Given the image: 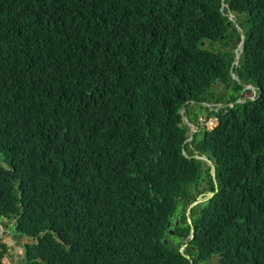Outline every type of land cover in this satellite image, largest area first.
<instances>
[{"label":"trees","instance_id":"1","mask_svg":"<svg viewBox=\"0 0 264 264\" xmlns=\"http://www.w3.org/2000/svg\"><path fill=\"white\" fill-rule=\"evenodd\" d=\"M227 8L253 98L230 76ZM186 100L202 126L189 143ZM195 151L217 191L188 222L205 176L214 191ZM13 214L35 238L27 264H264V0H0V215Z\"/></svg>","mask_w":264,"mask_h":264},{"label":"water","instance_id":"2","mask_svg":"<svg viewBox=\"0 0 264 264\" xmlns=\"http://www.w3.org/2000/svg\"><path fill=\"white\" fill-rule=\"evenodd\" d=\"M223 6H224V3L221 4V7H220V10L223 12ZM227 6V5H226ZM227 15V17L229 18V20L234 24V26H236L238 29H239V32H240V41L238 42L237 44V50L240 49V51L238 52L236 50L235 52V56H234V59L232 61V64H231V69H230V75L232 76L233 79H235L237 81V83L239 85L242 86V89L245 90V89H253V86H251L250 84H246L244 82H242L235 74H232V66L235 65V62L238 60V56L242 53L243 51V44H244V40H245V32L244 30L238 25L237 21L235 20L234 18V14L230 11L229 8H227V12L225 13ZM201 45L204 44V41H201L200 42ZM244 100H240V99H236L235 101H232L230 103H217L216 104V107H212L210 103H206V102H200L201 104L203 105H206V106H209L210 108H214L215 110H217L219 107H226V106H232L234 103H238V102H243ZM188 102H191V103H195V102H198L196 100H187L185 101L181 106H180V114H181V118H182V121L188 126V131L185 132V135H186V139L184 142H189L193 136H194V133L197 131V129L194 127V125L187 119L186 115H185V104L188 103ZM191 130V131H190ZM190 157H194V158H197V159H200V160H206L208 162V164H206L207 166L210 167V174L212 175L213 177V183H214V191H209L208 192V195L207 196H202L200 197V195L197 196V198L189 205V207H191L192 205L196 204V203H199L201 202L202 200H205L207 198H209L210 196H212L214 194L215 191H217V182H216V179H215V166H214V163L212 162V160H210L205 154H196V153H193L192 156ZM189 207L187 208V215H188V211H189ZM187 219L188 221L189 220V217L187 216ZM167 225H169V222H167ZM170 233H172L173 231L171 229L168 230ZM192 236V230H191V233H190V237ZM164 242H166V239H164ZM185 247V244L182 245L180 247V250L182 251V249ZM184 254V253H183ZM221 254V253H220ZM186 257H189L188 255L184 254ZM223 260V257L220 256L218 262L221 263ZM189 264H192V261L190 260V263Z\"/></svg>","mask_w":264,"mask_h":264},{"label":"flooded vegetation","instance_id":"3","mask_svg":"<svg viewBox=\"0 0 264 264\" xmlns=\"http://www.w3.org/2000/svg\"><path fill=\"white\" fill-rule=\"evenodd\" d=\"M18 217L14 214L0 215V264L28 263L27 245L35 242V238L21 232Z\"/></svg>","mask_w":264,"mask_h":264},{"label":"rangeland","instance_id":"4","mask_svg":"<svg viewBox=\"0 0 264 264\" xmlns=\"http://www.w3.org/2000/svg\"><path fill=\"white\" fill-rule=\"evenodd\" d=\"M234 18H235V20L237 21V18H236V16L234 15ZM238 31H239V29H238ZM237 44L238 43H235L234 44V46H233V48H232V50L235 52L237 49H236V46H237ZM203 46H207L208 47V45H207V42L205 41L204 42V44H203ZM237 51H240V49H238ZM241 58V55H239L238 56V60ZM236 61L235 63L237 64L239 61ZM213 89H215V90H218V86L216 85V86H214L213 87ZM252 90V92H251V94H248L246 97H250V98H253L254 96V90H255V88L253 87V89H251ZM240 100H242V99H240ZM209 103H211V106H214V107H216L215 105H212V102H209ZM192 104V103H191ZM197 110H201L199 113H203V114H207V112H206V110H204V109H197ZM197 113V112H196ZM203 114H198V117L201 119V117L203 116ZM198 117H197V119H198ZM193 125H194V127L197 129V131L200 129V128H202V126H200V124L198 123V124H194V123H192ZM201 125H204V127L206 126L207 128H210L211 126H213L214 125V120H213V118H206V119H204V120H202L201 121ZM191 131V130H190ZM196 154H204V153H198V152H196ZM206 155V154H205ZM204 163H205V165H204V168H206L207 167V165L206 164H208V162L206 161V160H202ZM210 172V171H209ZM203 181H204V183L200 186V189H201V191H205V192H202V194L203 195H205V196H207L208 195V191L210 190V186H208V183H205V182H207L208 181V178H207V176H205V178L203 179ZM201 182H202V180H201ZM200 197H202L201 195H200ZM203 201V200H202ZM201 201V202H202ZM200 203V202H199ZM179 207H180V204H178V206H177V208H176V211H175V214H179L180 213V210L181 209H179ZM186 215H187V211H186ZM188 217H189V219H190V212L188 213V215H187ZM188 220V219H187ZM189 222V221H188ZM188 237H189V235H188ZM33 241H35V240H33ZM183 252H184V249H183ZM219 260V259H218ZM212 261H213V264H215V262L217 261V257L216 258H212ZM202 264V263H201Z\"/></svg>","mask_w":264,"mask_h":264},{"label":"clouds","instance_id":"5","mask_svg":"<svg viewBox=\"0 0 264 264\" xmlns=\"http://www.w3.org/2000/svg\"><path fill=\"white\" fill-rule=\"evenodd\" d=\"M222 3H223V2H222ZM224 6H225V3H224ZM224 6H223V7H224ZM238 25H239V24H238ZM237 29H238V28H237ZM239 33H240V32H239ZM239 41H240V40H239ZM236 48H237V46H236ZM235 52H236V51H235ZM235 52H234V56H235ZM238 52H239V51H238ZM242 52H243V51H242ZM241 54H242V53H241ZM241 54H240V55H241ZM233 59H234V58H233ZM238 61H239V60H238ZM231 64H232V63H231ZM237 65H238V63H237V64L235 63V65L232 66V74H235L236 76H237V73L234 71V67H236ZM230 69H231V66H230ZM230 76H231V75H230ZM231 77H232V76H231ZM237 77H238V76H237ZM238 78H239V77H238ZM221 84H222V82H214V83L212 84V86H211L210 89H213V87L216 86V85H217V86H220ZM250 85H251V84H250ZM251 86H253V85H251ZM253 87H254V86H253ZM254 88H255V87H254ZM254 92H255V90H254ZM242 100H243V99H242ZM186 101H187V100H186ZM196 101H197V100H196ZM183 103H184V102H183ZM183 103H182V104H183ZM188 103L191 104V102H188ZM195 103H197V102H195ZM206 103H209V102H206ZM218 103H221V102H218ZM182 104H181V105H182ZM186 104H187V103H186ZM186 104H185V105H186ZM192 104H194V103H192ZM200 104H201V103H200ZM210 104H211V103H210ZM216 104H217V103H216ZM216 104L212 103V105H215V106H216ZM201 105H203V104H201ZM203 106H206V105H203ZM212 107H214V106H212ZM184 108H185V106H184ZM185 115H186V114H185ZM186 117H187V116H186ZM187 119H188V118H187ZM190 122H191V121H190ZM191 123H192V122H191ZM188 130H189V129H188ZM194 134H195V133H194ZM191 140H192V139H191ZM191 140H190V141H191ZM190 141H189V142H190ZM189 142H188V143H189ZM196 152H197V151H195L194 153H196ZM207 193H208V192H207ZM199 195H201V196H203V197L205 196V195H203L202 193L199 194ZM191 203H192V202H191ZM191 203H190V204H191ZM190 204H189V205H190ZM188 207H189V206H188ZM188 207H187V208H188ZM186 211H187V209H186ZM189 212H190V207H189V211H188V213H189ZM186 216H187V215H186ZM189 220H190V219H189ZM189 222H190V221H189ZM169 223H170V222H169ZM171 230H172V229H171ZM172 231H173V230H172ZM192 232H193V230H192ZM190 233H191V231H190ZM189 237H190V234H189ZM191 237H192V236H191ZM184 244H185V243H184ZM184 244H182V245H184ZM182 245H181V246H182ZM183 249H184V248H183ZM183 249H182V251L180 250V251L182 252V254H183ZM186 255H187V254H186Z\"/></svg>","mask_w":264,"mask_h":264}]
</instances>
